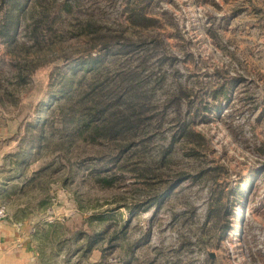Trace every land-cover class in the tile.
Returning a JSON list of instances; mask_svg holds the SVG:
<instances>
[{"label": "rangeland", "instance_id": "374dc122", "mask_svg": "<svg viewBox=\"0 0 264 264\" xmlns=\"http://www.w3.org/2000/svg\"><path fill=\"white\" fill-rule=\"evenodd\" d=\"M23 5L8 30L0 10V200L44 264H264V0ZM124 39L140 44L106 48ZM95 77L134 90L138 129L92 139L60 111Z\"/></svg>", "mask_w": 264, "mask_h": 264}, {"label": "trees", "instance_id": "16d2710c", "mask_svg": "<svg viewBox=\"0 0 264 264\" xmlns=\"http://www.w3.org/2000/svg\"><path fill=\"white\" fill-rule=\"evenodd\" d=\"M23 3L24 0H0V10L3 9L4 13L2 25L6 30L18 20L19 14L23 10ZM132 16L134 17L131 19V22L145 24L143 21L146 19L142 14L133 12ZM113 44H116L115 48H117V51L131 54L140 43L131 39L116 40L112 44H109V46L106 45V48L111 47ZM129 81L133 82L132 77L129 78ZM116 85L117 83H109L107 78L101 81L96 77L91 78V82H86V87L82 84L81 80L77 81L74 85L69 83L67 84L69 91H66L64 94L67 101L59 103L58 107L62 112L63 105L67 104V102L72 103L69 108L75 107V113L77 114L75 119L78 121L76 122L75 129L79 131L84 129L86 137L89 136L92 139L98 137L113 139L121 135L130 134L138 129L143 121L141 117L142 109L135 106L134 90H128L126 93L119 92L113 87ZM96 88H99V90H96ZM181 97L182 95L176 94L170 100V103L173 102L178 113ZM121 102L124 103L121 104ZM47 108L44 114L40 115L42 116L40 117L41 119L32 125L26 137L21 138L19 148H22V142H25L27 146L38 149L40 141L44 138L43 129L45 125L50 124V126H53L54 124V121L49 122L51 114ZM59 116L60 125L64 126L66 115L60 114ZM216 169H218L217 166L203 168L199 172V175L209 174V171H212L210 174H214Z\"/></svg>", "mask_w": 264, "mask_h": 264}, {"label": "crops", "instance_id": "0c3cea01", "mask_svg": "<svg viewBox=\"0 0 264 264\" xmlns=\"http://www.w3.org/2000/svg\"><path fill=\"white\" fill-rule=\"evenodd\" d=\"M13 188L0 187L3 199ZM36 242L29 220L7 206V216L0 222V264H44Z\"/></svg>", "mask_w": 264, "mask_h": 264}, {"label": "built area", "instance_id": "2783aa9c", "mask_svg": "<svg viewBox=\"0 0 264 264\" xmlns=\"http://www.w3.org/2000/svg\"><path fill=\"white\" fill-rule=\"evenodd\" d=\"M7 216V208L5 204L0 200V222Z\"/></svg>", "mask_w": 264, "mask_h": 264}]
</instances>
